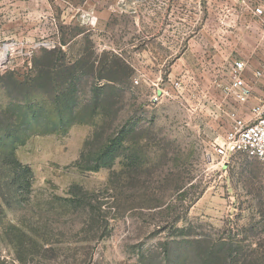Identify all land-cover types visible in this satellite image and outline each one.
I'll use <instances>...</instances> for the list:
<instances>
[{"label": "rangeland", "instance_id": "1", "mask_svg": "<svg viewBox=\"0 0 264 264\" xmlns=\"http://www.w3.org/2000/svg\"><path fill=\"white\" fill-rule=\"evenodd\" d=\"M263 3L0 0V264H264V162L214 152L264 107ZM48 65L53 86L21 84Z\"/></svg>", "mask_w": 264, "mask_h": 264}, {"label": "built area", "instance_id": "2", "mask_svg": "<svg viewBox=\"0 0 264 264\" xmlns=\"http://www.w3.org/2000/svg\"><path fill=\"white\" fill-rule=\"evenodd\" d=\"M256 14L262 15L263 11L256 9ZM243 68V63L237 64L236 72ZM234 88L243 91L239 95L241 101L247 100L251 93L241 77H236ZM253 112L254 118L249 121L241 118L234 120L233 129L227 133L223 144L214 145L217 156L228 159L231 154L240 153L264 162V107L256 108Z\"/></svg>", "mask_w": 264, "mask_h": 264}, {"label": "trees", "instance_id": "3", "mask_svg": "<svg viewBox=\"0 0 264 264\" xmlns=\"http://www.w3.org/2000/svg\"><path fill=\"white\" fill-rule=\"evenodd\" d=\"M56 50H50L46 51L45 53L48 56H53L55 54ZM58 65H48L46 68L48 69V72L45 73L46 76H43V71H39L35 74L34 77L29 78L25 80V82H21L22 85L26 86L31 89L37 85H40L43 82H47L49 85L53 86L56 83V80L58 79V74L56 73L55 69L57 68ZM70 70V69H69ZM111 87V84L107 85L106 88ZM54 105V104H52ZM53 123V122H52ZM55 123V122H54ZM57 125V123L53 124ZM123 133L124 131L122 128L117 131L113 137H110L105 140V143L100 147L99 152L97 153V157L99 160L105 159L107 157H116V146L119 145L122 142L123 139ZM101 165L96 166V167H81L82 169L86 171H97ZM1 177V176H0ZM3 178H0V206L2 207H8L9 206V191L14 188V184H16L17 180H11L8 179V181L2 180ZM16 181V182H15ZM24 184V183H23ZM20 183V186L23 185ZM27 185V184H26ZM70 202V201H69ZM170 244H173V241L169 242L168 246ZM188 244V243H187ZM191 244L190 247H193L191 250L193 251L195 257L198 256L199 250H197V247H195V242L189 243ZM212 249V248H211ZM214 254H216L215 250H209L207 251L206 254H201V257L199 258V262L201 261V264H213V259H214Z\"/></svg>", "mask_w": 264, "mask_h": 264}, {"label": "crops", "instance_id": "4", "mask_svg": "<svg viewBox=\"0 0 264 264\" xmlns=\"http://www.w3.org/2000/svg\"><path fill=\"white\" fill-rule=\"evenodd\" d=\"M261 8L263 10L262 15L257 16L253 11L245 23L246 26L257 29L261 44L259 56L251 57L250 62H248L250 76L247 77V80L252 89L257 92V98L251 101L254 103L257 101L264 103V3Z\"/></svg>", "mask_w": 264, "mask_h": 264}]
</instances>
